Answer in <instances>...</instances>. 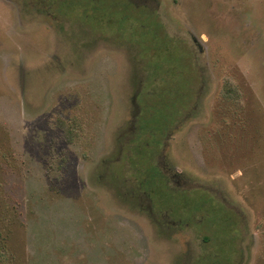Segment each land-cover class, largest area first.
Masks as SVG:
<instances>
[{"label": "rangeland", "instance_id": "374dc122", "mask_svg": "<svg viewBox=\"0 0 264 264\" xmlns=\"http://www.w3.org/2000/svg\"><path fill=\"white\" fill-rule=\"evenodd\" d=\"M0 264H264V0H0Z\"/></svg>", "mask_w": 264, "mask_h": 264}]
</instances>
